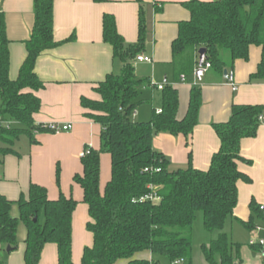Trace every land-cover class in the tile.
I'll return each instance as SVG.
<instances>
[{"label": "trees", "instance_id": "1", "mask_svg": "<svg viewBox=\"0 0 264 264\" xmlns=\"http://www.w3.org/2000/svg\"><path fill=\"white\" fill-rule=\"evenodd\" d=\"M54 2L34 0L35 25L26 42L28 57L16 81L9 77L10 41L5 15L0 13L1 157L14 154L22 136L34 144L36 135L53 133L35 122L41 110V100L35 93L45 87L35 74V66L44 52L62 44L54 39ZM184 6L191 19L180 24L173 42V65L178 75H192L201 49L207 50L204 66L211 65L208 75L224 76L225 51L230 53L233 69L236 62L249 61L252 47H259L261 61L251 81H264V0H193ZM145 37L144 12L140 15L139 41L133 45L126 44L119 35L113 17L104 19V40L122 62L123 71L97 85L99 100H81L85 117L102 128L100 149L86 147L81 159L83 173L74 177L84 193L83 202L91 219L87 230L94 240L93 246L85 249L81 264H194L193 229L198 213L203 215L205 231L216 234L201 247L206 264H241L243 245L232 241L225 226L238 205L239 182H251L239 169V163H249L241 155V143L257 136L264 107L233 105L229 120L214 125L221 147L208 171L196 170L192 165L171 170L168 158L154 149V138L164 133L191 136L199 124L202 91L198 87L191 90L187 114L178 119V90L165 85L162 114L155 111L148 123L135 121L137 109L146 102L142 99L143 88L149 86L137 78L133 66ZM2 122L15 124L7 128ZM103 154L111 158V180L104 192ZM57 180L59 183V172ZM149 196L154 200L143 201ZM14 206L19 209L18 218L12 215ZM77 206L76 200L63 194L50 200L47 189L35 185L28 197L16 203L0 195V245L10 247L11 252L17 250L19 226L23 223L27 229L25 264H40L48 244L57 245L59 264H73V215ZM251 211L249 222H241L248 230L264 220L261 205L253 202ZM250 249L259 253L264 263L263 248L254 243Z\"/></svg>", "mask_w": 264, "mask_h": 264}, {"label": "crops", "instance_id": "2", "mask_svg": "<svg viewBox=\"0 0 264 264\" xmlns=\"http://www.w3.org/2000/svg\"><path fill=\"white\" fill-rule=\"evenodd\" d=\"M190 1L193 0L54 2V39L62 44L37 59L35 74L45 87L35 93L41 100V110L35 115V122L41 126L66 125L72 128L59 134H38L36 143L29 140L26 153L14 148V154L0 156V195L16 203L21 197H28L31 186L35 185L46 188L50 200L59 199L61 194L76 200L73 264H81L85 249L94 243L93 235L87 230V224L91 222L89 209L83 202V190L74 183V177L83 173L81 159L86 147L100 149L102 130L100 125L85 117L81 100H99L95 92L97 85L110 75L120 76L123 71L122 62L115 58L112 46L104 40L106 16L115 19L119 35L126 44L133 45L139 41L140 15L144 12L146 37L142 52L137 57H149L153 63H140L137 58L133 61L137 78L149 83L143 88L142 99L146 102L137 109L135 121L150 122L154 112L162 110L163 91L157 88L160 85L178 90V119L187 114L191 90L198 87L202 91L199 124L191 136L164 133L154 138V149L168 158L171 170L186 169L192 165L196 170L208 171L221 147L214 125L229 120L233 105L264 107V81H251L261 61L262 50L259 47H252L249 61H238L233 69L231 58L230 63L226 61L227 71L234 75L236 88L224 76L204 73L201 79L195 78L199 56L192 75H184L187 81H181L183 75H178L173 65V42L178 37L180 24L191 19L190 11L184 6ZM0 13L5 15L10 41L9 77L16 81L28 57L26 42L33 34L35 3L34 0H0ZM72 38L74 40L68 42ZM241 155L249 163H239V169L251 182L241 181L238 184V205L225 226V232L231 239L235 226H242L241 222L251 219V204L264 205V120L255 138L242 141ZM103 181L102 192L108 184ZM12 215L19 217L17 206H14ZM26 239L27 229L21 223L17 250L8 252L0 245V264H25ZM260 256L257 252L247 251L241 255V264H264ZM145 258L152 257L146 255ZM40 264H59L57 245L45 246Z\"/></svg>", "mask_w": 264, "mask_h": 264}, {"label": "rangeland", "instance_id": "3", "mask_svg": "<svg viewBox=\"0 0 264 264\" xmlns=\"http://www.w3.org/2000/svg\"><path fill=\"white\" fill-rule=\"evenodd\" d=\"M225 61L229 60L230 63V53L225 51L223 53ZM143 107V106H142ZM149 107V106H148ZM139 123H148V122H139ZM28 137L22 136L19 142L16 144V149L21 153H26L29 146ZM102 161V174L101 181L104 179V183L107 184L111 180V159L107 154L101 156ZM257 228H261L262 231H257ZM215 235V236H214ZM211 235L207 233L203 225V215L201 213L197 214V219L194 224L193 229V261L194 264H206L204 255L202 253L201 247L203 244H208L212 239L216 238V234ZM261 240H264V220L257 221L255 223V228L253 230H248L243 226L236 225L234 230V236L232 241L234 243H239L243 245L242 256L247 251L252 252L250 246L254 243H259ZM261 257V256H260Z\"/></svg>", "mask_w": 264, "mask_h": 264}, {"label": "built area", "instance_id": "4", "mask_svg": "<svg viewBox=\"0 0 264 264\" xmlns=\"http://www.w3.org/2000/svg\"><path fill=\"white\" fill-rule=\"evenodd\" d=\"M137 62H140V63H148V64H151L153 63V60L149 57H146V56H141V57H137ZM211 68V65L210 64H207L206 66H203L202 68H198L195 72H194V77L197 78V73L200 69L203 70L204 73H207L208 70ZM231 85H233L234 88H236V85H235V82H234V75L233 73H229L228 75V79H227ZM181 81L183 83H185L187 81V77L186 76H182L181 77ZM158 90L160 91H163L164 89V86L163 85H160L157 87ZM157 114H162V110H159L156 112ZM261 121L264 120L263 117L260 118ZM2 124L7 127V128H10L11 126H13L15 124V122H2ZM45 128L49 129L50 131H52L53 133L55 134H59L61 132H68L72 127L71 126H58V125H49V126H44ZM86 154L85 152L82 154V157H84ZM145 200H151L153 201L154 200V197L153 196H149V197H146L145 199H143V201ZM261 211L264 212V205H261ZM257 231H262L261 228H257ZM258 245H260L262 248H263V251H264V240H261L259 243H256ZM175 264H178V263H175Z\"/></svg>", "mask_w": 264, "mask_h": 264}, {"label": "water", "instance_id": "5", "mask_svg": "<svg viewBox=\"0 0 264 264\" xmlns=\"http://www.w3.org/2000/svg\"><path fill=\"white\" fill-rule=\"evenodd\" d=\"M198 54H199V68H202L206 62L207 50L201 49ZM203 75H204V72L202 69H200L197 73V78L201 79L203 77ZM228 75H229V72L227 70H225V72H224L225 79H228ZM7 251L10 252L11 248L8 247ZM263 256H264V251H263Z\"/></svg>", "mask_w": 264, "mask_h": 264}]
</instances>
